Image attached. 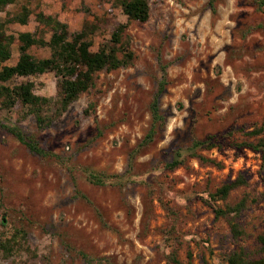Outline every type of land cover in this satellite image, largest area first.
<instances>
[{"label": "rangeland", "instance_id": "374dc122", "mask_svg": "<svg viewBox=\"0 0 264 264\" xmlns=\"http://www.w3.org/2000/svg\"><path fill=\"white\" fill-rule=\"evenodd\" d=\"M260 0H149L146 21L125 33L131 65L97 73L93 85L44 129L16 103L0 109V239L24 230L26 239L0 264H226L242 247L259 255L264 233V165L243 144L264 131V5ZM25 5L27 23L6 32L34 31L42 10L80 30L93 26L95 51L127 22L119 0H16L0 11L11 17ZM260 7V8H259ZM48 35H46V38ZM47 57V46H32ZM18 41L11 46L12 65ZM159 95L165 122L151 142L150 103ZM53 71L17 77L33 92L56 95ZM15 127L46 152L39 154L11 132ZM199 141L198 145H194ZM179 163L170 167L174 160ZM92 174L104 183H96ZM243 179L225 199L210 194ZM243 202L233 237L216 208ZM28 247V249H26Z\"/></svg>", "mask_w": 264, "mask_h": 264}, {"label": "trees", "instance_id": "16d2710c", "mask_svg": "<svg viewBox=\"0 0 264 264\" xmlns=\"http://www.w3.org/2000/svg\"><path fill=\"white\" fill-rule=\"evenodd\" d=\"M15 1L0 0V11ZM214 2L215 0H208V6L213 13L215 12ZM259 2V6L262 7L264 0ZM119 4L127 17V22L118 24L112 31L110 39L95 51L90 49L92 42L89 39V34L93 26L89 25L88 22H85L80 30L70 31L67 23L40 10L35 13L37 22L35 30L32 32L20 31L17 36H14L12 33L6 32V24L9 22L27 23L32 10L23 5L18 13L0 19V109H10L16 103H20L26 107L28 113L33 114L37 128L44 129L93 85L99 71L131 65L134 54L130 48V38L125 33V29L130 21L144 22L148 19L150 13L149 0H119ZM46 35H48L47 38ZM15 40L18 41L19 54L16 62L9 65L6 62L11 57V46ZM32 46H47L50 50L49 56L35 57L29 52ZM46 71H53L58 77L54 97L35 94L32 81L14 82L17 77ZM165 84L166 70L163 68L162 78L150 103L151 124L142 140L143 143L151 142L158 128L165 122V116L161 113L159 106V95L163 92ZM10 130L19 141L25 143L32 151L46 154L35 140L26 137L20 129L11 127ZM249 134L258 137V139L251 142L244 141L243 144L258 151L264 165L263 128L261 126L255 127ZM199 143V141H195L194 145ZM178 163L179 161L175 159L169 165L175 167ZM92 178L96 183H104V180L95 174H92ZM241 182H243L241 178L225 182L210 195L213 199H225L229 191ZM261 200L264 202V194L261 196ZM243 206L244 204L241 202L215 209L216 216H221L227 221L235 238L244 233L235 220ZM20 239H26L24 230L15 231L9 237L0 239V250L5 256L11 255L14 245H21ZM258 242L259 255L257 257H250L240 247L228 253L226 264H264V233L258 236ZM21 247L22 245L19 246V249ZM83 258L87 264L90 263V257L83 255ZM169 261L171 264H183L176 258L175 254L170 255Z\"/></svg>", "mask_w": 264, "mask_h": 264}]
</instances>
